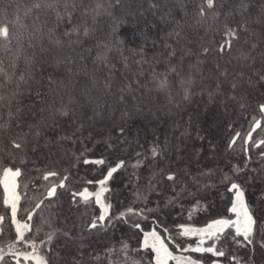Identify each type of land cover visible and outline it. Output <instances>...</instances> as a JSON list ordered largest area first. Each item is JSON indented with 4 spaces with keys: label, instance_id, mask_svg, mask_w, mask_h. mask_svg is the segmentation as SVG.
<instances>
[{
    "label": "trees",
    "instance_id": "16d2710c",
    "mask_svg": "<svg viewBox=\"0 0 264 264\" xmlns=\"http://www.w3.org/2000/svg\"><path fill=\"white\" fill-rule=\"evenodd\" d=\"M47 2L42 0L39 9L32 8L25 16L32 0H0V12L6 13V21L19 15L27 25V31L9 27L11 40L6 47L0 39V67L11 77V82L0 78L4 85L0 95L6 98L0 105L3 122H9V111L14 113L9 130L0 140L2 264L34 263L18 255L31 253L30 243L36 244L38 254L45 256L48 264H129V256L142 264H155L153 250L134 251L140 249L146 231L157 229L168 247L178 253L167 236H172L181 249L198 241L196 236H178L179 225L203 226L222 217H235L228 211L234 193L221 182L225 174L242 185L244 199L259 224L264 218V159L259 155L264 146L252 149L248 145L252 159L245 168L243 140L238 139L231 149L228 144L236 132L246 133L252 117L261 120L264 128V118L258 113V105L264 103V81L259 79L264 76V0H214L212 9L205 7L204 17L199 15L204 0H69L67 8L58 3L55 9L47 8ZM97 3L102 5L99 15L85 12L95 9ZM66 11L70 17H63ZM56 12L63 18L57 20ZM225 24L238 29L239 39L233 40L230 53L219 54L214 50L223 42ZM241 24L246 30H240ZM34 25L41 28L37 36L29 35ZM74 26H80V31L70 39L78 42L68 44L69 37L63 34ZM85 26L89 29L87 36L83 34ZM54 27L63 47L48 40V30ZM21 32L24 35L18 41L16 36ZM41 47L48 52L40 53ZM205 47L213 49L206 56L201 54ZM140 49L147 62L137 54ZM170 52L175 55L169 56ZM53 56L68 62L57 67L50 63ZM45 60L49 61L46 65L42 63ZM169 66L176 68V73L168 76L172 87L169 92L157 91L153 73H166ZM224 72L226 76L221 75ZM20 75L27 83L19 80ZM49 75L56 81L51 92L47 87ZM181 78L192 81L187 100L179 85ZM232 82L238 84L235 92L230 89ZM106 83L109 89H105ZM85 91L88 96L83 95ZM69 96L75 100L69 108L75 111L68 116L55 114V109L67 104ZM240 102L245 105L243 109ZM16 120L21 121L22 131L16 127ZM121 127L125 128L123 136L118 131ZM25 138L28 144L21 150L9 143H23ZM252 139H264V131L258 129ZM157 143L164 152L153 159L149 148ZM34 145L35 152L31 151ZM138 152L143 155L138 157ZM99 159L105 163H84ZM138 159L143 163L133 167ZM121 160L124 167L103 186L108 189L102 199L111 205L109 216L103 227L90 229L88 224L103 214V208L94 198L85 203L77 197L74 204L72 193L85 188L98 192L102 186L97 182ZM233 166L244 171L233 175ZM6 167L21 170L16 177V214L30 225L31 230L24 232V241L29 243L18 239L11 204L6 203ZM60 169L66 170L62 175L69 176L66 187H57L55 196L47 197L50 182L58 178L46 181L43 176ZM161 170L175 172L177 181L161 179ZM209 172L212 174L202 175ZM181 187L187 190L181 192ZM196 201L206 210L193 211ZM128 208L144 209V216L115 219ZM135 223L140 224L139 229L133 227ZM53 231L56 235L49 243L47 237ZM258 241H264V227L256 234L254 248L241 247L225 236L216 244L225 251L223 257L184 254L203 263L237 264L231 259L235 256L240 264H264V248ZM123 244L129 246L127 255ZM212 244L213 240L206 237L205 247ZM168 264L177 262L169 260Z\"/></svg>",
    "mask_w": 264,
    "mask_h": 264
},
{
    "label": "snow or ice",
    "instance_id": "6c2138e0",
    "mask_svg": "<svg viewBox=\"0 0 264 264\" xmlns=\"http://www.w3.org/2000/svg\"><path fill=\"white\" fill-rule=\"evenodd\" d=\"M41 2H42V0H39V2H38V0H32V7L28 8L24 12V15L25 16L30 15L32 12V8L39 9L41 7ZM117 2H118V0H117ZM58 3H64L65 8H67L68 4H69V0H48V2L46 3L45 6L47 8L55 9ZM213 4H214V0H204L203 5L200 7L199 15L201 17H204L206 15L205 7L208 9H212ZM153 6H155V5H153ZM72 7L74 8L75 4H72ZM101 7H102V5L97 3L95 9H85V12L87 13V12L91 11L94 13V15H99ZM5 16H6V13L0 12V39H2L3 42H5L4 46L6 47L7 42H10V40H11L10 33H9V27H11L13 29V31H15L17 28H23L25 31H27V25H25L21 21V18L19 15H17L16 18L11 20V21H6L4 19ZM63 17H70V13H68L66 11L63 14ZM63 17L61 16L60 12H56L57 20H60ZM239 28H240V30H246V26L244 24H241L239 26ZM79 31H80V26H74L71 29V32H65L63 34L65 37H69V39L67 41L68 44L78 42V41H72L70 39V37L73 33H78ZM40 32H41V28L39 26L34 25V32L30 33L29 35L37 36L38 34H40ZM88 33H89V29L86 26L83 27V34L85 36H87ZM23 35H24L23 32L19 33L16 36V39L19 41ZM221 35L223 37V42L214 51H216L219 54H223L225 52L230 53L232 50L233 40L239 39L238 29L235 27H230L229 25L225 24L223 31L221 32ZM47 36H48V40L50 43L54 44L58 48L63 47L64 42L55 36V27L48 30ZM29 46L31 47L33 45L30 43ZM253 47H255V45H253ZM211 51H213V49L205 47L202 49L201 54L206 56V55L210 54ZM47 52H48V49H46L45 47L40 48V53H47ZM137 54L141 56V60L143 62H147L143 58V49H140V51ZM172 55H175V53L170 52L169 56H172ZM97 59H104V57H97ZM27 62L29 64L32 63L31 60H28ZM67 62L68 61H66L64 59H60L57 56H53L50 63H52L58 67L61 64H65ZM42 63L46 65L49 63V61L45 60ZM171 73H176L175 67L169 66L168 72H166V73H160V74L153 73L152 78L156 82V90L157 91L169 92L172 85L169 83L168 76ZM177 75H179V73H177ZM221 75L226 76L227 73L224 72V73H221ZM29 76L31 77V73H29ZM0 78H4L8 82H11V77L7 76L6 72L4 71V69L2 67H0ZM259 79L261 81H264V76H260ZM19 80L27 83L24 75H20ZM35 82L38 85L41 83L40 81H35ZM191 83H192L191 79L186 81V80L181 78L179 80V85L184 90V97L183 98L185 100L189 99V97H190V90H189L188 85H190ZM54 84H56V81L52 78L51 75H49L47 77V87H48L50 92L54 91V89L52 88V85H54ZM3 86L4 85L2 83H0V88H3ZM104 87H105V89H109L110 85L106 83L104 85ZM218 87H219V85H218ZM237 88H238V84L236 82H232L230 85V89L233 92H235L237 90ZM121 91H123V90H121ZM36 95L39 97L40 93L37 92ZM83 95L88 96V93L85 91L83 93ZM12 98L13 99L15 98V93H13ZM169 98H170V93H169ZM230 98L235 100L236 96L232 95ZM5 99L6 98L3 95H0V105H2L4 103ZM123 99H124V97L121 96L120 100L122 101ZM41 102H43V101H41ZM8 103L10 104L11 100H9ZM73 103H75L74 98L72 96H69L67 104H62L60 108L55 109V114H58L60 116H68L70 111H72V112L75 111V109L69 108V105H71ZM239 106L241 109H243L245 107L243 102H240ZM16 111L19 112V108H17ZM258 113H259L260 117L264 118V103L258 105ZM8 116H9V122L6 123V122H3L4 121L3 115L0 114V140H2L4 132L9 130L11 121L14 118V113L12 111H9ZM15 125L17 128H21V121L16 120ZM258 129H260L261 131H264V128L261 127V120L257 119L256 117H252V119L249 123V128L246 131V133L241 134L240 132H236L234 137L229 141L228 147H229V149H231L237 143L238 139L243 140V143L245 146L242 150L245 153V157H246L245 166H244L245 168L248 167V162L251 161V159H252V157L248 154V152H249L248 145L250 144L252 149H257V148H261L262 146H264V139H259V140H253L252 139L253 133L256 132ZM21 131H22V128H21ZM118 131H119V134L121 136H123L125 134V128H123V127L119 128ZM26 135L27 134H24L25 137H26ZM35 135L39 136L40 133L36 132ZM9 143L11 144L13 149L21 150L27 146L28 141L25 138L23 140V143L17 142L16 140H10ZM2 150L3 149L0 148V151H2ZM36 150H37V146L34 145L31 148V151L35 152ZM163 152H164V148H162L158 143L153 144L149 148L150 156L153 159L162 155ZM9 155H11V153H9ZM136 155L138 157H140L143 154L138 152ZM259 155L262 159H264V151L260 152ZM21 163H25V161L23 159H21ZM84 163L104 164L105 161L103 159L94 160V161L84 160ZM142 163H143V160L138 159L136 161L135 165H133V167H139ZM124 165H125V161H123V160L119 161L115 167H112L108 170L107 175L104 179L99 180L97 182L98 184H100L102 186L100 189V192L91 193L88 191L87 188H85L83 191L72 193V200H73L74 204L76 203L77 197H79L85 203H87L90 199L94 198L95 203L100 204V206L103 208V214H101L97 218L93 219L88 224V227L90 229H95L97 227H103L102 222L105 221L106 218H108L109 209L111 208V205L110 204H104L101 201V194L103 192L108 191V189L106 187H103V186L106 184V181L112 177L113 173L116 172L118 169L124 167ZM232 171H233V175H239V173L244 171V169H241L239 166H233ZM62 172H66V170L65 169H60L59 171L51 170V171H48L43 176V179L46 181H49L50 178L52 181H57V178H58L57 182H50V189L47 191V197L55 196L56 191H57V187H59L61 189L66 187L65 182L69 179V176L67 174L62 175ZM211 174L212 173L209 172V173H203L202 175H211ZM9 175H11L13 177H18L21 175V170L19 168H16L15 170H13L12 167H6L4 169V176L7 177ZM158 175L161 179L169 181V182L175 183L177 181V175L173 171L164 172L163 170H161L158 173ZM153 179L155 180L156 177H153ZM221 182L228 185V191L234 193V200L231 204V207L228 209V211L235 214V217H236L235 219H229V218H223V217L219 218V219H215L204 228H194V227H190V226H186V225H179L178 228L180 229V231L178 232V236H180V237L197 236V237H200V239L198 240L196 246H192L189 244L186 247H184L183 249H181L180 244H177L175 242V239L172 236H167L166 238L168 239V241L170 243H172L173 246L181 252V255H178V256L173 255V253L169 250L167 244H165L164 239H162L160 237L159 233H157L155 231V229H153L151 232L144 233V239H143V242L141 244L140 249L134 250V251L147 250V249L153 250L155 252V264H168V260L177 261V264H203L202 259H197V258H194L192 256H184L183 253H187V252L211 253L216 257H223V256H225V251L223 249H218L216 247V244H217V242H219V240L222 237H225V236L230 237L234 242L239 244L241 247H252V248H254V240H255L256 234L261 227H264V218H261V220L258 224L257 218L255 216H253L252 210L250 209L248 203L244 199V191H245L244 188L242 187V185L240 183H237L233 179V176H229V175L225 174L223 176V179ZM88 183L91 184L92 181H89ZM193 183L199 185V181L196 180L195 178H193ZM5 187H7V184H5ZM153 187H154V185H153ZM201 187H208V185H203ZM186 190H187L186 187H181V192H184ZM188 194L194 195L191 192H189ZM179 195H180V193H177V196H179ZM262 198H264V197H262ZM16 199H17V197L13 193L10 192L8 200L6 201V203L11 204V215L13 217H15V215H16V203H15ZM42 203H43V201L40 202V204H42ZM169 203H172V201L170 200ZM40 204H37L36 207L39 208ZM195 210H206V206L202 205L200 203V201H196V204L193 207V211H195ZM144 211H145L144 209L136 210L133 208H128L125 211L120 212L118 214V216L115 217V219H122V218H126L128 216H142L143 217ZM148 211H153V210L149 209ZM191 215H192V211L189 212V218H191ZM2 220H3V217H0V221H2ZM28 220H31V216L28 217ZM133 227L139 229L140 224L135 223L133 225ZM21 228L28 230V231H30L31 228H30V225L28 223H24L23 225H20L19 223L17 224L16 230L19 233L18 239L20 241H24V233L20 231ZM228 229H234L235 231H234V233L228 232L227 231ZM2 231L3 230L0 229V233H2ZM163 231L165 233H167L168 229L164 228ZM55 235H56L55 231L48 234L47 240L49 243L52 241V239ZM63 235L66 237L69 236L68 233H63ZM204 237H207L208 239L213 240V244L211 246L204 247L203 246L205 244ZM238 237H243V239L239 240V239H237ZM24 242L29 243L28 241H24ZM40 243L44 244V241H41ZM257 243H259L260 247L264 248V241H258ZM30 247L33 249L34 252H37L36 255L23 254V253H20L18 255H23L24 259H26V260L31 259V260L35 261V264H48V260L46 259V257L38 254L35 243H30ZM48 250L51 251V249H48ZM122 250L124 251L125 255H127L128 250H129V246L127 244H123ZM4 258H5L4 255H0V264H2V261L4 260ZM231 259L237 261V264H240L239 260H237V257L232 256ZM128 262H129V264H142V262L140 260H135L130 256L128 257ZM213 264H217V262L214 261Z\"/></svg>",
    "mask_w": 264,
    "mask_h": 264
},
{
    "label": "rangeland",
    "instance_id": "374dc122",
    "mask_svg": "<svg viewBox=\"0 0 264 264\" xmlns=\"http://www.w3.org/2000/svg\"><path fill=\"white\" fill-rule=\"evenodd\" d=\"M5 184H7V187H6V191H7V200H8V197H9V193L11 192V193H13L16 197H17V199H16V201H15V203H16V209H17V205H18V193H17V189H16V185H17V181H16V177H13V176H11V175H9V176H7V177H5ZM15 185V186H14ZM15 187V188H14ZM16 190V191H15ZM98 192H100V190L98 191ZM17 193V194H16ZM97 193V192H96ZM101 201H102V203H105V202H103L104 200L102 199V194H101ZM236 217H234L233 219H235ZM14 220H15V222H16V225L19 223L20 225H23L25 222L24 221H22V220H20L18 217H17V214L15 215V217H14ZM211 223V222H210ZM208 225V224H207ZM207 225H203V226H195V225H186V226H190V227H194V228H204V227H206ZM153 229H155V228H153ZM153 229H150V230H148V231H146V232H151ZM20 231L21 232H25V229H23V228H21L20 229ZM155 231L157 232V233H159L158 232V230L157 229H155ZM159 235H160V233H159ZM160 237L162 238V236L160 235ZM197 237V236H196ZM206 237H204V239H205ZM163 239V238H162ZM197 239L199 240L200 239V237H197ZM165 242V241H164ZM198 242V241H197ZM197 242L196 243H194V244H192V246H196V244H197ZM165 244H166V242H165ZM168 246V245H167ZM204 247H205V245H203ZM169 248V247H168ZM169 250L173 253V255H181V253L180 252H178V253H176V252H173L170 248H169ZM29 254H32V255H36L37 253L36 252H34V251H32L31 253H29ZM40 255V254H39ZM183 255L184 256H189V255H187V254H184L183 253ZM169 261V260H168ZM177 262V261H176ZM215 262H217V264H224V263H222V262H218V261H215ZM25 264H30L29 262H24ZM31 264H35V261H34V263H31ZM203 264H213V262L212 263H203Z\"/></svg>",
    "mask_w": 264,
    "mask_h": 264
}]
</instances>
